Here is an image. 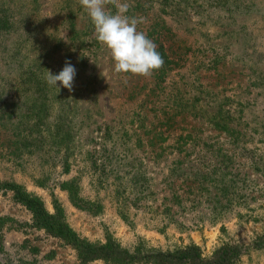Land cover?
<instances>
[{
	"label": "rangeland",
	"instance_id": "rangeland-1",
	"mask_svg": "<svg viewBox=\"0 0 264 264\" xmlns=\"http://www.w3.org/2000/svg\"><path fill=\"white\" fill-rule=\"evenodd\" d=\"M140 1L152 3L149 16L164 9L160 16L186 49L143 107L146 89L140 87L152 86V76L114 71L79 0H0V264L78 262L72 244L38 227L9 183L37 196L49 212L54 203L59 206L79 238L109 237L126 249L191 242L207 256L224 242L245 244L264 231V0H178L175 14L169 3ZM66 60L76 69L71 92L44 79L47 69L58 74ZM177 87L188 91L182 97L194 95L207 104V111L214 110L208 104L226 97L223 103L238 111L241 123L236 141L204 117L179 123L203 139V145H191L190 158L198 172H208L204 185L193 178L194 168L183 182L174 176L180 205L160 178L165 165L182 155L166 148L155 157L157 142H147L148 137L134 142L143 131L136 120L145 115V125L155 124L153 115L160 111L149 107L167 110ZM105 124L111 131L104 144L114 146L100 168L97 150ZM121 129L127 132L124 152L117 140ZM200 152L203 166L194 158ZM136 169L152 177V191L130 205L126 186L119 194L112 190ZM68 179L88 205L72 204L59 185ZM234 264H264V246L249 249Z\"/></svg>",
	"mask_w": 264,
	"mask_h": 264
},
{
	"label": "trees",
	"instance_id": "trees-1",
	"mask_svg": "<svg viewBox=\"0 0 264 264\" xmlns=\"http://www.w3.org/2000/svg\"><path fill=\"white\" fill-rule=\"evenodd\" d=\"M161 1H163L164 4L169 3L170 12H174V14L178 12L179 9L175 7L178 4V0L175 2H173V0H160V2ZM127 2L131 5L127 14L144 20L138 25L139 30L144 31L147 36L155 42L157 50L164 59L163 67L152 75L153 85L148 87L142 85V87H140L146 89V93H141L139 104V107H143L144 103L147 102L146 97L151 94L155 96L165 75L176 63V66L180 64L179 62L180 60L182 61L186 49L184 48V41L178 39L174 32L171 31L170 26L166 25L164 19L160 16L159 13L165 12L164 9H158L156 13L149 16V12L153 6L151 5L152 3L147 4V2H141L140 0H127ZM194 2L196 1L194 0ZM97 47H99V44ZM210 61H213V59H210ZM161 87L165 88L164 85ZM189 88L191 89L192 87ZM175 89L176 96L174 95V103H171L167 107V110H158L154 107H149V111H153V109H155V111H160V116L156 114L153 115L156 117L155 124L145 125L143 121L145 115L136 120L139 124L137 129L139 130V128H142L143 131L141 132L142 138L136 133L134 142L136 144H138V142L140 143L143 137H148L147 142L152 143V140H154V143L157 142L159 144L157 147L159 151L154 154L155 157H161L166 148H169V152L171 153L176 150L179 155H182L181 159L179 157L178 159H171V161L165 165V172L161 173L160 178V182L164 183L167 189H169L171 194L170 199L176 201V203L180 205L181 203L173 191L174 187L172 184L174 182V176L179 177L181 182H183L187 180L186 177L192 172L191 168H194L193 178L198 177L196 182L199 185H204L208 179V172H198L196 166L191 164L194 162V159L190 158L191 151L189 150L191 145L195 143L197 146L203 145V139L200 134L192 132V128H186V126L180 125L179 123L184 121L188 116L200 119L204 117L205 122L213 129L222 131L229 138L233 137L234 141H236L237 136L240 135L239 128L241 123H239L240 118L236 116L238 111H233L231 105L227 106V103H223L226 97H222L221 99L217 98L213 103L208 104V107L210 105L214 110L207 111V104L201 105V103H199L200 99L196 98L194 95L184 98L182 94H187L188 91L180 90L179 87ZM143 113L145 112L143 111ZM131 121L132 120H130V122ZM130 122H128V124ZM170 128H173L175 131ZM110 131L109 124H105L103 134L100 136V147L97 150L99 151L98 156L100 163L98 167L100 168L103 165L102 161H104L109 154V149L113 151L114 142H112L111 146L108 148L104 144L106 138L110 137ZM172 131H174V133L170 135ZM126 134L127 132L125 129H121L120 134L117 136L119 146L124 144L123 140L127 138ZM169 138H171V143H165V145H163ZM161 144L162 146H160ZM93 150H95V148ZM121 151H125L124 145ZM116 153H118V151ZM204 157V154L200 152V154L194 158L197 164L203 166ZM162 158L164 159L165 156H162ZM95 159L96 158L91 159L90 162L94 163ZM146 172L143 169L141 171L138 169L134 170L130 178L126 180L125 185L123 181L119 180V182L114 184L112 191L115 194H119L122 190L119 188L121 186H126L128 190H130L129 193L132 198L130 200V205H137L140 199L146 198L152 191V177H150L148 173L146 175ZM59 185L60 188L67 192L68 198L72 201L73 205L81 207H84L85 204L88 205V202L82 200L78 195V186L73 179L64 180L60 182ZM9 187L14 191L17 200L30 212L33 221L38 227L72 244L76 249L78 258L77 264H84L94 259H101L106 264H234L239 257L245 254L249 249H257L264 246V231L245 244L238 241L224 242L214 248L207 256H202L199 247L191 242L165 249L145 247L137 243L131 249H126L109 237H106L103 242L89 241L75 235L64 222L60 207L55 203L53 205V211L49 212L45 209L43 203L37 196L24 191L20 185L9 183ZM187 189H189V186ZM163 211H165V209Z\"/></svg>",
	"mask_w": 264,
	"mask_h": 264
},
{
	"label": "clouds",
	"instance_id": "clouds-1",
	"mask_svg": "<svg viewBox=\"0 0 264 264\" xmlns=\"http://www.w3.org/2000/svg\"><path fill=\"white\" fill-rule=\"evenodd\" d=\"M94 27L96 40L105 46L114 62L117 74H131L150 78L164 65L157 45L138 25L142 18L129 16L131 5L127 0H79ZM111 6L114 11L109 10ZM76 69L65 61L58 74L46 71L44 79L49 86L73 91ZM59 83V86H58Z\"/></svg>",
	"mask_w": 264,
	"mask_h": 264
}]
</instances>
